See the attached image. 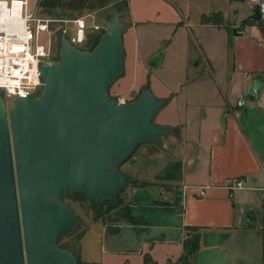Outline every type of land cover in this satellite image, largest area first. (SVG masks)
Returning <instances> with one entry per match:
<instances>
[{"label": "crops", "instance_id": "1", "mask_svg": "<svg viewBox=\"0 0 264 264\" xmlns=\"http://www.w3.org/2000/svg\"><path fill=\"white\" fill-rule=\"evenodd\" d=\"M137 24L130 16L129 27ZM254 27L245 23L236 27L241 34L227 37L231 64L219 78L225 90L217 91L218 102L208 113L203 103L178 104L185 83L159 94L167 99L163 107L174 106L184 116L164 123L177 130L163 136L161 144L140 148L138 182L130 183L116 207L84 224L77 220L74 248L63 247L79 264H147L146 258L152 264H175L184 255L186 226L200 228L199 248L187 264H264V41L246 32ZM128 34L123 46L131 54ZM254 80L263 84L257 96L248 93ZM141 86L147 84L130 90L131 95ZM236 178L244 180V187L228 189ZM199 186H207L202 196L196 194ZM249 207L254 221L245 218Z\"/></svg>", "mask_w": 264, "mask_h": 264}, {"label": "water", "instance_id": "2", "mask_svg": "<svg viewBox=\"0 0 264 264\" xmlns=\"http://www.w3.org/2000/svg\"><path fill=\"white\" fill-rule=\"evenodd\" d=\"M123 11L105 20L92 49L77 48L61 34L57 60L38 66V97L7 106L0 93V264H79L59 246L77 223L65 196L80 193L99 210L116 202L133 181L118 166L138 144L159 145L177 130L154 122L167 99L147 87L131 101L108 94L124 74ZM260 16L256 2L241 24L258 23ZM232 33L241 34L236 27ZM262 86L254 80L248 93L257 96ZM243 212L246 220L256 219L253 208Z\"/></svg>", "mask_w": 264, "mask_h": 264}, {"label": "rangeland", "instance_id": "3", "mask_svg": "<svg viewBox=\"0 0 264 264\" xmlns=\"http://www.w3.org/2000/svg\"><path fill=\"white\" fill-rule=\"evenodd\" d=\"M35 1L29 0V4L32 5ZM257 1L246 0L242 3L234 0H112L110 5L99 10L67 11L66 16H60L59 10L45 14L38 9L37 14L54 19L49 25V33L45 36L51 40L53 53H58L62 31L73 26L70 20L84 18L88 26L89 44L87 46L89 47L93 37L101 36L105 31V20L111 18L115 12L124 9L120 18L123 28L122 44L128 34L130 16L138 24L129 27L131 54L130 49L127 54L123 46L124 74L109 87V96L117 100L121 99L120 101H131L139 95L143 86L134 95H131L130 90H136L141 83H146L147 88L156 97H160L159 94L164 93L165 89L176 90L185 83L188 86L177 98L178 104L185 100L192 104L203 103V111L208 113L210 107L218 102L217 91L224 89L226 85L222 79L219 81V78L226 66L231 64L227 37L234 35L233 27L243 26L241 20L250 13ZM125 3L127 7L124 6ZM202 15L208 16L207 24L213 27L197 26L198 23L203 24ZM219 16L222 18L221 29L216 28L219 25L217 22ZM92 22L99 28L93 30L90 27ZM246 24L258 26L260 30L254 27L246 29V32H251L256 38L262 35L261 39L264 41V22L248 21ZM190 27L193 28L194 33ZM203 49L212 60L215 72L206 64ZM39 91L40 87L34 95L38 96ZM0 92L2 97H5L4 92ZM6 99L8 106L13 97L8 96ZM221 100L225 104V97L222 96ZM175 109L174 106L166 104L156 115L154 122L164 125V123H173L177 116H184ZM191 112L188 111L187 115H191ZM144 144L147 143L138 144L130 158L123 165L118 166L120 171L133 179L137 178L135 177L136 171L143 164L139 159V150ZM154 144L151 145L153 148ZM129 186L131 184L120 192L119 198ZM255 193L258 194V192ZM64 201L71 206L79 223L84 224L86 219L96 217L88 200L75 201L65 198ZM78 221L74 231L72 230L73 236L70 239L69 235L65 237L61 242L62 246L74 248Z\"/></svg>", "mask_w": 264, "mask_h": 264}, {"label": "built area", "instance_id": "4", "mask_svg": "<svg viewBox=\"0 0 264 264\" xmlns=\"http://www.w3.org/2000/svg\"><path fill=\"white\" fill-rule=\"evenodd\" d=\"M257 2L260 5V21L264 22V0ZM37 10L36 2L30 5L29 0H0V91L4 92L5 99L13 97L10 103L18 97H38L34 95L41 88L38 66L57 60L58 53H53L51 40L45 36L54 19L39 16ZM70 22L73 26L62 33L73 46L86 49V21L79 17ZM90 27L93 30L99 28L93 22ZM244 183V180L236 178L226 187L242 188ZM206 187L199 186L196 194L204 195Z\"/></svg>", "mask_w": 264, "mask_h": 264}, {"label": "trees", "instance_id": "5", "mask_svg": "<svg viewBox=\"0 0 264 264\" xmlns=\"http://www.w3.org/2000/svg\"><path fill=\"white\" fill-rule=\"evenodd\" d=\"M112 0H37L36 4L39 9V11L45 13V14H51L54 10L60 11V16H66L67 11H75V10H99L103 9L106 6L110 5ZM125 7H127V4H124ZM208 16L202 15L201 16V22L203 24H207L209 21ZM218 26L222 25V18L219 16L218 18ZM231 30V28H230ZM100 38V35H96L93 37L91 45L88 47L86 46V49H92L98 42ZM229 45H231V42L228 41ZM89 44V38L87 45ZM137 148V147H136ZM135 179H133L132 183H136ZM119 194L118 192V200L116 202L113 201H105L103 203L102 209H97L92 203L90 205L92 206L96 216H100L114 207H116L119 203ZM65 198H71L75 201H82L87 199L80 193L73 192L65 196ZM64 198V199H65ZM69 205V204H68ZM73 210V209H72ZM263 211H264V203H263ZM76 217V216H75ZM77 219V217H76ZM200 228L198 226H186L185 227V233H184V255L180 258V260H184L186 264L188 263L189 258L198 250L199 248V237H200ZM59 246L61 248H64L59 243ZM147 264H152L148 258L145 259Z\"/></svg>", "mask_w": 264, "mask_h": 264}]
</instances>
